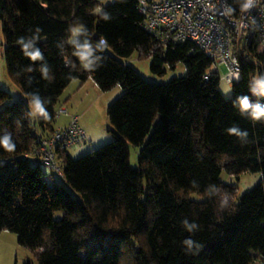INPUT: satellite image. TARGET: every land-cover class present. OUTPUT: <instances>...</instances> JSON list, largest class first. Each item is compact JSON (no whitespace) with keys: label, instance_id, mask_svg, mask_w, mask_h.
I'll use <instances>...</instances> for the list:
<instances>
[{"label":"trees","instance_id":"obj_1","mask_svg":"<svg viewBox=\"0 0 264 264\" xmlns=\"http://www.w3.org/2000/svg\"><path fill=\"white\" fill-rule=\"evenodd\" d=\"M136 2L0 0L6 72L24 95L15 99L0 88V135L10 132L15 143L11 152L0 147V231L14 232L38 264H264V121L233 106L244 95L264 105L249 91L254 75L264 74V46H251L245 56L234 43L240 79L225 98L215 62L190 41L163 42L147 32ZM97 8L111 19H101ZM73 23L87 28L93 44L106 41L93 72L80 66L70 45L57 47ZM33 35L43 61L33 62L17 44ZM134 53L150 58L155 74L178 62L186 72L148 81L126 63ZM45 62L51 80L39 71ZM72 79H91L101 91L119 84L122 92L106 109L112 140L78 157L59 154L64 185L27 156L53 129L59 96ZM33 92L50 99L48 119L27 117ZM233 126L248 133L245 140L228 134ZM127 143L139 146L137 167ZM223 171L261 177L238 196L236 185L220 179ZM209 185L230 194L228 208L206 194ZM185 218L198 230H185ZM186 238L201 247L188 252Z\"/></svg>","mask_w":264,"mask_h":264},{"label":"built area","instance_id":"obj_2","mask_svg":"<svg viewBox=\"0 0 264 264\" xmlns=\"http://www.w3.org/2000/svg\"><path fill=\"white\" fill-rule=\"evenodd\" d=\"M242 2V1H241ZM240 2V3H241ZM231 0H137L142 27L161 41L192 42L215 63L224 62L228 70L221 77L231 84L240 79L234 61V43L245 56L251 46H264V0H256L248 11ZM238 74V79L236 75ZM58 106L55 115H66ZM78 115L70 116L62 126L40 137L28 158L34 165H49L61 174L60 153L86 139L78 123Z\"/></svg>","mask_w":264,"mask_h":264},{"label":"rangeland","instance_id":"obj_3","mask_svg":"<svg viewBox=\"0 0 264 264\" xmlns=\"http://www.w3.org/2000/svg\"><path fill=\"white\" fill-rule=\"evenodd\" d=\"M110 1L111 0H100V3L104 5ZM241 1L242 0H231L233 4H239ZM3 52L4 45L0 22V88L6 89L11 94L12 98L24 97L19 87L9 78L6 72ZM125 61L129 66L136 69L146 80L157 83H165L174 77L184 75L186 72L184 63L178 62L175 67L172 68L165 65L162 74H155L150 69V58L139 59L136 53L132 54ZM215 67L217 68L220 78L218 85L219 91L225 98H228L231 96V91L228 93L222 91V86H226L227 82L221 77L227 72L228 66L224 62H220L215 63ZM255 76L259 75L255 74L254 77ZM87 84L90 85H86L80 93L75 94L74 101H72L74 106H78V109L74 112V114L78 115L77 123L86 133V139L84 141L76 143L67 149L73 158L90 152L113 139L114 129L108 119L106 109L107 105L122 92V87L119 84H116L107 91H101L91 79L87 80ZM69 88L71 87H68L66 91H69ZM69 105L70 103H68V107ZM55 120L56 123L63 124L67 122V116L57 115ZM127 147L129 162L131 166L137 167L139 146L127 143ZM41 168L45 172L46 178L65 185L62 175L57 170L52 169L46 164H42ZM219 177L225 183L236 185L237 195L239 196L256 185L261 175L259 172H248L236 177L234 175H228L223 171L220 173ZM68 189L74 194L70 187H68ZM54 216L57 218L60 217L61 212L56 211ZM0 264H38V261L34 252L18 244L17 236L14 232L2 230L0 231ZM250 264L262 263L257 259H253Z\"/></svg>","mask_w":264,"mask_h":264},{"label":"clouds","instance_id":"obj_4","mask_svg":"<svg viewBox=\"0 0 264 264\" xmlns=\"http://www.w3.org/2000/svg\"><path fill=\"white\" fill-rule=\"evenodd\" d=\"M256 0H242L240 3V8L242 11H248L255 5ZM96 13L101 16V19L107 21L111 19L110 14L103 12L102 9L97 8ZM41 29L37 28L35 32L38 34ZM68 37L66 41L60 42L57 47L63 51L64 44L67 43L73 49L72 55L75 56L79 62L80 66L88 72H93L101 66L102 57L98 55L102 52L106 46V41L102 38L99 42L93 44L91 41L87 28L82 23H73L68 28ZM39 39L38 35H33L31 38L20 37L17 40V44L21 46L23 53L29 57L33 62L43 61V53L39 48L35 46L36 41ZM28 72L33 71L31 67L27 68ZM39 71L46 80H51L50 68L47 63H42ZM238 79V74H235ZM222 91L228 93L231 91V79H228L227 85L222 86ZM249 91L252 96L258 98H264V74L253 77L249 82ZM30 100L28 102L29 111L27 112V117L30 119H48L49 113L46 109V104L50 103V99L42 98L38 92H33L30 94ZM233 106L236 107L241 115L248 116L253 121H264V105L253 102L251 98L247 95L239 96L233 102ZM228 134L235 135L241 140H245L248 133L246 131L240 130L238 127H230L226 130ZM0 147L5 151L11 152L15 149V143L12 140V135L10 132L5 131L3 135H0ZM193 187H198L196 181H192ZM206 194L209 197L218 196L219 197V208L221 210L226 209L230 206L231 196L227 192L221 191L215 185H209L206 189ZM182 226L188 232H195L198 230V225L194 222L190 223L188 219L181 221ZM186 250L190 253L194 249H199L201 245L193 241L191 238H186L183 242Z\"/></svg>","mask_w":264,"mask_h":264},{"label":"crops","instance_id":"obj_5","mask_svg":"<svg viewBox=\"0 0 264 264\" xmlns=\"http://www.w3.org/2000/svg\"><path fill=\"white\" fill-rule=\"evenodd\" d=\"M86 85L87 86L90 85V84H87V80L85 82L81 83L77 79H72L68 83V85L65 87V89L63 90L61 95L59 96V99H58V102H57V107L58 106H63V107H65L67 109V114H66L67 122L69 121L70 116L74 115V112H76V110L78 109V106L76 107V106H74V104H72V101H74L73 99H74L75 94L80 93ZM68 87H71V88H69V91H66V89ZM68 103H70L69 107H68ZM66 123H63V124L59 123L58 124V123H56V120H55L52 123V127L56 128V127L65 125ZM67 154L70 157H72V155L68 151H67Z\"/></svg>","mask_w":264,"mask_h":264}]
</instances>
